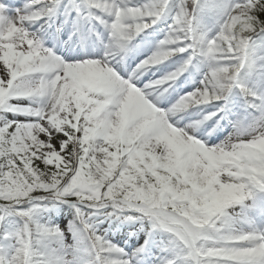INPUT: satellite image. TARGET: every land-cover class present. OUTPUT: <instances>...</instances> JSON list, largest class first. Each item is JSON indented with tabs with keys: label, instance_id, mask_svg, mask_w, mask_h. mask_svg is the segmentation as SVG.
<instances>
[{
	"label": "snow or ice",
	"instance_id": "snow-or-ice-1",
	"mask_svg": "<svg viewBox=\"0 0 264 264\" xmlns=\"http://www.w3.org/2000/svg\"><path fill=\"white\" fill-rule=\"evenodd\" d=\"M0 264H264V0H0Z\"/></svg>",
	"mask_w": 264,
	"mask_h": 264
},
{
	"label": "rangeland",
	"instance_id": "rangeland-1",
	"mask_svg": "<svg viewBox=\"0 0 264 264\" xmlns=\"http://www.w3.org/2000/svg\"><path fill=\"white\" fill-rule=\"evenodd\" d=\"M63 226V225H62Z\"/></svg>",
	"mask_w": 264,
	"mask_h": 264
}]
</instances>
